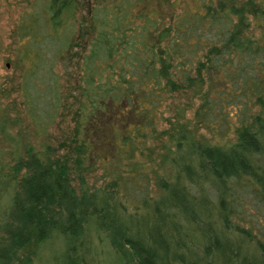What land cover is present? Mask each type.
<instances>
[{
  "label": "trees",
  "instance_id": "1",
  "mask_svg": "<svg viewBox=\"0 0 264 264\" xmlns=\"http://www.w3.org/2000/svg\"><path fill=\"white\" fill-rule=\"evenodd\" d=\"M12 38L43 142L19 147L0 123V264H30L52 236V264L102 243L119 264H264V0H31Z\"/></svg>",
  "mask_w": 264,
  "mask_h": 264
},
{
  "label": "rangeland",
  "instance_id": "2",
  "mask_svg": "<svg viewBox=\"0 0 264 264\" xmlns=\"http://www.w3.org/2000/svg\"><path fill=\"white\" fill-rule=\"evenodd\" d=\"M30 1L31 0H4L0 4V123L3 125L7 133H10L19 139V147L25 145L26 143H30L36 149H40L43 140L33 135L30 122L25 115L21 98L16 89L19 79V69L14 65L13 59L14 41L12 38V29L19 13L25 9V7L28 5V2ZM252 32L257 34L259 30L254 29ZM68 70V67H60L58 71L63 75ZM187 95L189 96V94ZM173 101L174 100L172 99L170 100L171 103ZM185 101L186 100L183 97H178V99L172 103L170 108H183L182 120L191 127L193 124L192 111L193 107L195 106V101L190 100L189 102L191 103L187 104L188 106L185 105ZM170 114H173V112L170 111L164 115ZM67 118L68 117H66V123H68ZM165 127H167L166 124L160 123L159 128ZM59 129L60 126L58 128L52 127L49 130V138L46 140L49 144H55V139L58 137ZM195 135H201L203 139L208 142H215V139L212 138L208 132L199 127L197 130H195ZM229 135L231 134L229 133ZM153 144L157 145V148L155 149L156 153L160 150V144H168L166 136L164 135L160 137ZM11 148L12 145L4 141L0 136V164L3 167V172H5L6 167L11 163ZM101 181L102 179H98V174L95 171L89 176L88 179H85V184H87L88 187H93L100 185ZM1 189L2 184L0 181V190ZM155 194H157V190L153 185V181L151 180L150 195ZM4 206L5 201H2L0 197V211ZM258 218V224L263 228L264 231V217L259 214ZM262 235H264V233ZM257 237L259 238L258 241H263V236L261 237L258 235ZM58 238L59 237L52 236L42 243V245L40 244L36 249L35 256L32 258L30 264H52L54 260L61 261L62 242ZM101 246H98L99 254L96 256V258H98L100 254L101 257H99L97 260L91 259L94 257L91 254L87 256L85 253L86 259L89 262L88 264H119L118 261L111 255V253L107 249H104V247H102L104 249L103 253V249L100 248ZM92 248L96 249V247H93L91 244V249ZM23 252H21V254H23Z\"/></svg>",
  "mask_w": 264,
  "mask_h": 264
}]
</instances>
